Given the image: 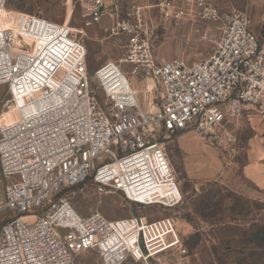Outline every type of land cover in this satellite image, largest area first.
I'll return each mask as SVG.
<instances>
[{
  "label": "built area",
  "instance_id": "obj_1",
  "mask_svg": "<svg viewBox=\"0 0 264 264\" xmlns=\"http://www.w3.org/2000/svg\"><path fill=\"white\" fill-rule=\"evenodd\" d=\"M7 1L0 0V87L9 100L22 99V115L0 122V214L10 213L0 225V264H124L186 256L168 217L81 216L60 194L91 180L99 192L110 189L127 204L177 207L182 193L164 140L188 131L211 136L222 121L246 111L264 124V15L257 35L244 12L185 0L200 19L221 24L212 54L185 64L154 59L149 26L137 6L122 18L115 0H57L65 10L71 7L69 23L35 15L23 33L6 18ZM75 8L77 33L70 24ZM105 16L108 34L125 37L124 53L90 74L77 35ZM145 79L156 87L155 111L143 107L134 90ZM87 254L98 261H75Z\"/></svg>",
  "mask_w": 264,
  "mask_h": 264
},
{
  "label": "rangeland",
  "instance_id": "obj_2",
  "mask_svg": "<svg viewBox=\"0 0 264 264\" xmlns=\"http://www.w3.org/2000/svg\"><path fill=\"white\" fill-rule=\"evenodd\" d=\"M205 1L225 12L246 13L251 28L257 30V35L262 33L263 0ZM115 3L122 18L133 5L141 9L157 62L180 59L185 64L197 63L212 54L221 36V24L200 19L195 7L185 0H115ZM180 12L183 14L179 15ZM70 14V8L65 10L57 0H8L5 10L6 18L23 33H27L35 15L68 23ZM70 24L76 29L81 25L76 8ZM109 24L110 19L105 16L99 25L77 35L86 47L90 74L106 61H117L124 53L125 37L110 36ZM151 85L145 79L141 85L135 83V89L143 107L155 111V86L145 98L146 87ZM8 100L5 87H0L1 123L13 122L22 115V99ZM152 100L154 105L149 104ZM163 143L182 193L177 207L127 204L117 192L110 189L99 192L91 180L65 189L60 195L81 216L99 212L109 220L139 215L174 221L186 245V256L165 254L148 262L128 260L124 264H264V189H258L246 171L248 164L264 170V124L259 117L246 111L222 121L211 136L188 131ZM9 215L7 211L0 214V225ZM75 261L98 260L87 254L75 257Z\"/></svg>",
  "mask_w": 264,
  "mask_h": 264
},
{
  "label": "crops",
  "instance_id": "obj_3",
  "mask_svg": "<svg viewBox=\"0 0 264 264\" xmlns=\"http://www.w3.org/2000/svg\"><path fill=\"white\" fill-rule=\"evenodd\" d=\"M263 4V2H262ZM264 15V13H263ZM251 27V26H250ZM254 34H258L256 29H252ZM246 171H247V177L248 179H250L252 181V183L254 185H256V187H258V189H264V170H260L258 168V166L254 165V164H248L246 166Z\"/></svg>",
  "mask_w": 264,
  "mask_h": 264
},
{
  "label": "bare ground",
  "instance_id": "obj_4",
  "mask_svg": "<svg viewBox=\"0 0 264 264\" xmlns=\"http://www.w3.org/2000/svg\"><path fill=\"white\" fill-rule=\"evenodd\" d=\"M68 7L70 8V11H71V14H70V19H71L72 10H71V7H70V6H67V7H66V10H67ZM69 22H70V20H69ZM69 22H68V23H69ZM74 29H75L76 31H75ZM73 30H74V32H76V33L81 31V29H76V28H73ZM149 81L152 82V85H151L150 87H146L147 91H146L145 98H146L147 94H149V93L152 91L151 88L154 86V82H153L151 79H149ZM134 90H135V92H136V94H137V96H138V91H137L135 88H134ZM138 99H139V98H138ZM149 99H150V98H149ZM149 99H148V100H149ZM15 100H21V99H15ZM139 100H140V99H139ZM20 118H21V117H18L17 120H15V121H13V122H17V121H19ZM13 122H10V123H13Z\"/></svg>",
  "mask_w": 264,
  "mask_h": 264
}]
</instances>
